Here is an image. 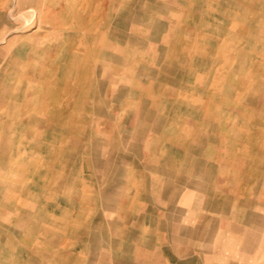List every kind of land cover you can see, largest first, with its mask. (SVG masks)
Listing matches in <instances>:
<instances>
[{
	"label": "rangeland",
	"instance_id": "obj_1",
	"mask_svg": "<svg viewBox=\"0 0 264 264\" xmlns=\"http://www.w3.org/2000/svg\"><path fill=\"white\" fill-rule=\"evenodd\" d=\"M0 264H264V0H0Z\"/></svg>",
	"mask_w": 264,
	"mask_h": 264
},
{
	"label": "bare ground",
	"instance_id": "obj_2",
	"mask_svg": "<svg viewBox=\"0 0 264 264\" xmlns=\"http://www.w3.org/2000/svg\"><path fill=\"white\" fill-rule=\"evenodd\" d=\"M31 9V8H30ZM29 10V9H28ZM35 11V10H34ZM35 13V12H34ZM33 16V15H32ZM32 18V17H31ZM29 20H30V18H29Z\"/></svg>",
	"mask_w": 264,
	"mask_h": 264
}]
</instances>
